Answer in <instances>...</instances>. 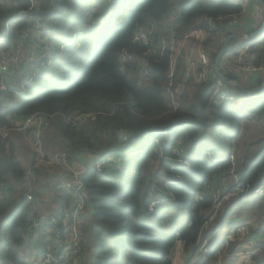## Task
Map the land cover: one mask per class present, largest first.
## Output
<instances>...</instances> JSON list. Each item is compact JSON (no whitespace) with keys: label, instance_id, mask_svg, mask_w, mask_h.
Returning a JSON list of instances; mask_svg holds the SVG:
<instances>
[{"label":"trees","instance_id":"obj_1","mask_svg":"<svg viewBox=\"0 0 264 264\" xmlns=\"http://www.w3.org/2000/svg\"><path fill=\"white\" fill-rule=\"evenodd\" d=\"M110 1L34 0L31 8L28 0H0V37L6 38L0 42V58L16 41L39 43L35 23L40 22L46 39L40 50L50 60L35 84L25 86L21 94L9 89L0 94V126L35 113L58 114L43 136L45 158L58 152L66 153L69 161L80 154L93 158L82 161L89 167L82 183L91 227L81 242L86 245L82 251L90 259L88 264H172L177 242L187 255L184 264H213L232 229L246 226L252 238L264 227V191L223 201L216 213L212 194L205 191L206 186L215 188L221 179L228 180L232 169L243 184L251 188L264 185V147L248 156L241 141L245 122L264 120V92L251 99L236 86L227 85L234 100L218 103L205 86L191 83L180 108L170 112L164 93L167 63L154 64L148 59L150 77L143 83L138 65L145 48L131 39L140 28L165 21L176 8L174 1ZM176 2L180 7L175 21L182 34L205 28L209 18L240 19L243 10L230 0ZM19 12H28L29 17L17 16ZM75 32L81 34L71 40ZM234 42L230 41L226 54ZM253 43L250 54L254 65H259L264 62V37ZM221 45L211 54L212 63ZM123 50L135 54L136 60L119 65ZM27 66L21 64L7 88L19 89ZM250 81L255 90H250ZM244 82V88L257 92L263 80L256 75L247 76ZM87 113L94 114V119L77 126L65 122L69 115ZM22 138L17 134L0 137V264H29L22 256L26 237L33 240L36 235L41 248L43 234L47 235L46 230L31 225L24 192L28 171L36 178L51 171L43 165L33 167L36 154L31 151L30 159L20 143ZM51 140L53 150L49 151ZM237 147L232 162L229 158ZM177 148L184 152L182 164L177 162ZM108 151L119 158V165L97 172L93 165ZM20 154L27 156V169L18 159ZM153 164L156 169L150 172ZM55 196L57 208L67 204V195L56 191ZM156 199L164 202L148 214ZM185 210L186 223L167 233L170 215L181 216ZM259 242L263 245L264 238ZM235 246L230 243L228 252ZM251 264H264V252L254 256Z\"/></svg>","mask_w":264,"mask_h":264},{"label":"built area","instance_id":"obj_2","mask_svg":"<svg viewBox=\"0 0 264 264\" xmlns=\"http://www.w3.org/2000/svg\"><path fill=\"white\" fill-rule=\"evenodd\" d=\"M28 1L32 8L34 0ZM230 1L242 6L241 17L245 12V7L247 8L248 3L251 2V0ZM109 3H112V1ZM16 15L22 18L29 17L28 12H19ZM238 17L209 18L205 28L196 29L186 34H182L175 19L170 18L168 22L149 24L133 34L131 42L145 48V57L141 59L138 65L140 79L143 83L147 82L150 77L148 59H152L154 64H161L163 61L167 63L164 73V93L170 112H175L180 108L181 98L191 83L205 86L211 96L218 98V103H221L224 100H234L231 89L226 86H236L235 81H238V78L243 75L256 76L262 72L263 74L260 76L263 77L264 82V62L254 65L253 57L250 54L254 43L244 46L241 44L232 46L228 48L227 54L225 53L222 57V65L219 64V69L220 73L230 80L228 84L222 83L214 75L211 54L216 52L218 45L215 37L221 38L223 36L225 38L233 35L239 20ZM8 22L5 23V32L8 31ZM89 22H91V25H95L92 22V17L89 18ZM258 28L259 22L256 30ZM35 32L40 37L43 36L40 22L35 23ZM80 34L81 32H75L71 40ZM242 34L247 35L248 33ZM260 37H264V30ZM240 39L249 41L245 35ZM4 41H6V38L4 36L0 37V42ZM20 44L18 41L14 42L10 52L0 58V92L1 90L6 92L9 89L14 94H21L25 86L35 84L36 76L49 64L48 56L44 54L36 55L32 64H28L23 69L24 82L21 83L19 89L7 88V79L3 81V75L17 71L21 64H27L23 60ZM234 50L236 52L232 55L231 52ZM136 58L135 54L123 50L119 54L118 62L119 65L124 66L126 63L134 62ZM87 115H69L65 118V122L77 126L88 119L86 118ZM57 116L58 114L35 113L21 120H14L8 126H0V137L2 139L10 134H17L22 135L29 141L31 149L36 154L34 168L43 165L58 170L56 173L49 172L38 176V178L35 177L34 172L28 171L25 180L24 199L28 203V219L34 228L46 230L44 232L47 234H43V246L36 264H71L80 256L83 250L81 214L87 207V203L84 197L82 178L89 167L86 163L80 161L78 157L73 161H69L67 154L64 152H58L49 158H45L43 154V136ZM175 154L179 158L177 162L182 164L183 150L177 148ZM229 159L231 160L232 156ZM119 163V158L113 152L108 151L103 158L95 162L93 168L97 172H102L105 169L119 165ZM56 191H60L68 197L67 204L61 208L56 206L58 203L55 196ZM205 191L211 192L215 202L214 213H216L224 200L235 198L241 194L260 195L264 191V185L251 188L249 185L243 184L232 169L228 180L221 179L220 184L215 188L206 186ZM37 192H40V196L37 195ZM45 192L47 195H45ZM44 195L45 198H43ZM197 199L202 200V197L198 196ZM163 202V199L152 201L147 209L148 214L155 213ZM202 228H206V225ZM247 232L248 229L244 226L227 234L222 244L223 250L217 255V260L213 264H251L254 256L262 251L264 252V245L259 241L252 240L249 235H246ZM230 243H234L236 246L228 252ZM203 250L205 251L204 246ZM232 256H234L233 259H231Z\"/></svg>","mask_w":264,"mask_h":264},{"label":"rangeland","instance_id":"obj_3","mask_svg":"<svg viewBox=\"0 0 264 264\" xmlns=\"http://www.w3.org/2000/svg\"><path fill=\"white\" fill-rule=\"evenodd\" d=\"M173 1H174V4H175L176 8H175V10L173 12H171V13H169V15H167V17L165 19L166 22H168L170 20V18L171 19H176V17L179 14L180 4L178 2H176V0H173ZM205 1H209V0H205ZM262 3L264 4V0H262ZM246 9L247 8L245 7V10ZM249 17H250V11H249V9H247L245 14L241 17L242 19L241 18L240 19H241L242 23H244L247 19H249ZM260 25L261 24L259 23V26ZM38 36L39 35H37V38H38ZM42 37H40L41 41L39 43H37V44H33L32 42H30L29 44L26 43V44H20L19 45L20 50H21V52L23 54V60L26 61L27 64H32V62H33V60H34L36 55L44 54L40 50V46L43 45V44L45 45L46 39H44V36H42ZM258 37H260V35L254 37L252 39H249V41L241 40L240 44L242 46H244L246 44L253 43ZM34 40L36 41L35 38H34ZM215 40L218 42L217 47L220 44H223V36L221 38L220 37H215ZM29 50H31V51L28 54ZM219 64H220V66L222 65V60H220ZM125 75L127 77H131L130 73H125ZM8 78H9V74H6V75L4 74L3 75V81H5V79L8 80ZM87 114H88L87 115L88 117H86V118H88V119L90 118V119L93 120V118L95 117L94 114H92V113H87ZM86 121H83L80 125H82ZM241 135H242V140L241 141L244 144L243 147H244V149L246 151V154L248 156L252 155L257 150L262 149L264 147V141H263L264 140L263 139L264 138V120L263 121L250 122L249 125L245 129L241 130ZM20 143H22V146L24 148H26V150L29 152V157L31 159L30 152H31V150L33 152V149L30 150V148L27 145L26 146L24 145V144H29V141L24 137V139L22 138V141ZM238 147L240 148V144L238 145ZM238 147L237 148H233V150L231 152L232 153L231 154V156H232L231 161L232 162L235 161V158H236L235 157V152L238 150ZM19 150H20V146L18 147L17 152ZM18 159H19V161L21 162V164L23 165V167L25 169H27L29 167L30 164L27 161V156L23 157V155L20 154ZM78 159L83 161L84 160V154H80L78 156ZM43 168H45L46 171L50 170L53 173H56L58 171L56 169H51V168H48L46 166L43 167ZM155 169H156V164H153L149 168L150 172H154ZM44 173H45V171H42V174H44ZM224 201H226V200H224ZM90 215H91L90 205H87V207L85 208V210L81 214L82 221H83V228L81 230V234H82L83 240H84V236H87L86 239L88 238V232H89V229L91 227ZM187 219H188V211L187 210H185L184 213L181 216H179V214H177V216H176L175 213L171 214L170 218H169V221H166V226H167L166 227V231H167V233H169V234L174 233L177 230L178 227H180L181 225L186 223ZM240 228H242V227H240ZM246 228L248 229V227H246ZM254 228H256V225L254 226ZM235 229H237V228H235ZM232 230H234V229H232ZM229 233H227V234H229ZM263 234H264V227L262 228V230H261L259 235L252 237V240L257 241V242L260 241L262 238H264ZM246 235H250V234L247 232ZM37 242L38 241H37V236L36 235H35L33 240H29V236H27L26 239H25V243H24V246H23V248H25V249L22 251V256H24V258L26 259V261L29 264H36V261L34 263L33 256L35 255L34 254L35 251L39 250L37 248ZM83 245H84V247L86 246L85 244H83ZM182 248H183V244L181 242H177L175 244V247H174L173 252H172V264H184L185 260L187 259V255H185L183 253ZM84 251H85V249H84ZM84 251H82L80 256L71 264H88V262H90V259H85L86 254H85Z\"/></svg>","mask_w":264,"mask_h":264},{"label":"crops","instance_id":"obj_4","mask_svg":"<svg viewBox=\"0 0 264 264\" xmlns=\"http://www.w3.org/2000/svg\"><path fill=\"white\" fill-rule=\"evenodd\" d=\"M247 9H249V11H250V17H249V19H247L244 23H242V21H241V19L238 21V23L236 24V26H235V29H234V33H233V35H236V34H242V33H248V35L249 34H251V33H253L255 30H256V27H257V25H258V22L260 23L261 21H262V9L258 6V5H256L254 2H249L248 3V6H247ZM247 9L245 10V12L247 11ZM245 12H244V14H245ZM243 14V15H244ZM235 42L233 43V46H235V45H239L240 44V41L242 40V39H233ZM10 52V51H9ZM16 72V71H15ZM15 72H13V73H15ZM13 73H9V78H8V80H7V84H9L10 82H12V83H14L13 81V79H12V75H13ZM258 76H260V75H258ZM246 77L247 76H242V77H240L239 79H240V84L243 86L244 84H245V82H244V80L246 79ZM262 77V76H261ZM262 80H263V77H262ZM263 83V82H262ZM244 87V86H243ZM249 87H250V90H255L256 88H255V83L253 82V81H250V83H249ZM259 89V88H258ZM257 89V90H258ZM249 90V91H250ZM252 92V91H251ZM251 122H255V121H251ZM249 123L250 122H246L245 124H243V127H242V129H245L248 125H249ZM46 140V139H45ZM56 143V142H55ZM51 144H54V140H51V142L48 144L49 145V151L50 150H53L52 149V147H51ZM29 145V144H28ZM29 147H30V145H29ZM47 147L45 146V149H46ZM30 149H31V147H30ZM32 151V150H31ZM48 151V152H49ZM80 158V157H79ZM93 158L92 157H90L89 159H87V157H84V160L83 161H91ZM45 195H47V193L45 192ZM43 196V198H45L46 196ZM86 237L87 236H84V241L86 240ZM263 237H264V234H263ZM84 244H85V242H84ZM37 248L39 249L38 251H35V255L33 256V258H34V263H35V261L37 260V257H38V255H39V253H40V247H39V245H38V242H37ZM234 258V256H232L231 257V259H233Z\"/></svg>","mask_w":264,"mask_h":264},{"label":"water","instance_id":"obj_5","mask_svg":"<svg viewBox=\"0 0 264 264\" xmlns=\"http://www.w3.org/2000/svg\"><path fill=\"white\" fill-rule=\"evenodd\" d=\"M252 2H254L256 5H258L263 12V20L261 22V25L259 26V28L251 33V34H236V35H229L226 36L224 39L223 44L221 45L219 51L217 52L214 60H213V72L216 78H218L219 80H221L222 83L224 84H228L229 83V79H227L226 77H224L221 73H220V69H219V62L222 59V57L224 56V54L226 53L227 47L230 43V41L232 39H240L242 38L243 35L246 36L247 39H252L258 35H260L262 33V31L264 30V4L262 3L261 0H251ZM263 73L260 72L258 75H262ZM235 85L237 87V89L246 97L251 98V99H255V98H259L260 96H262L263 92H264V82L262 83V85L260 86V88L258 89L257 92H251L249 90H247L246 88H244L239 81H235ZM1 94L5 93L3 90H1L0 92ZM120 136H125V132H120Z\"/></svg>","mask_w":264,"mask_h":264}]
</instances>
